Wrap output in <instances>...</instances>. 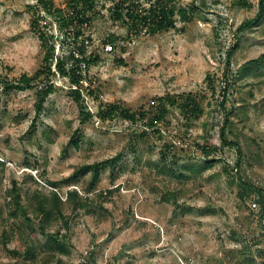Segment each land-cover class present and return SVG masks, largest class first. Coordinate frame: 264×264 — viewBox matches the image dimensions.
I'll return each instance as SVG.
<instances>
[{"label": "rangeland", "instance_id": "374dc122", "mask_svg": "<svg viewBox=\"0 0 264 264\" xmlns=\"http://www.w3.org/2000/svg\"><path fill=\"white\" fill-rule=\"evenodd\" d=\"M44 1L0 0V160L5 161L0 264H264L262 204L257 194L241 196L237 178L240 174L264 191V60L253 62L264 54V16L258 25L237 30L259 14L260 0H178V7H198L189 23L177 15L175 29L129 38L128 29L110 18L111 3L98 2L83 25L91 39L86 54L98 56L89 67L82 65L84 98L71 95L75 86L54 68L49 78H39L54 91L36 116L37 89L6 91L2 81L34 76L43 64L45 49L31 24L33 11L44 16L40 29L52 37L55 55L67 53L52 12L66 13L68 1L52 0L51 12ZM110 36L125 39L106 51ZM237 41L231 76L225 75L226 51ZM167 96L175 103H168L164 119L148 130L142 123L98 114L120 104L151 119L159 99ZM190 97L201 114L184 109ZM82 107L93 114L85 122ZM223 133L240 151L222 147ZM198 144L218 147L214 156L221 160L205 166L197 179L170 175L180 165L204 166L208 156ZM118 154L122 159L115 167L102 165L95 190L88 191L91 172L80 168ZM14 181L32 218L29 224L10 197ZM52 182L63 197L73 186L83 197L77 210L74 202L65 207L72 221L68 231L61 229L64 254L43 248L47 233L60 222L41 233L29 206L36 204V190L50 194ZM110 189L113 193L106 195ZM177 189L180 207L161 200ZM100 192L106 197H98ZM28 245L37 246L31 259L14 254H23Z\"/></svg>", "mask_w": 264, "mask_h": 264}, {"label": "trees", "instance_id": "16d2710c", "mask_svg": "<svg viewBox=\"0 0 264 264\" xmlns=\"http://www.w3.org/2000/svg\"><path fill=\"white\" fill-rule=\"evenodd\" d=\"M43 2V0H41ZM67 4L71 9H68L66 13L58 10H54L55 5L54 1L46 0L44 1V9L46 11H53L55 15H57V22L59 23V27L63 31V40L68 47V51L63 56H56L54 44L52 42V37L47 34L46 31L41 30V22L44 20V16L40 15L39 11H33V18L31 24L34 25V28H38L39 31V39L42 41V46L45 49V54L43 58V64L38 69L34 76H30L28 74H23L16 82H10L9 80H3L2 82L5 84V90L9 91L11 89H37L39 94V100L35 104L36 116L40 115L44 110V104L46 103L47 98L50 94L53 93L54 88L49 82H41L42 79L40 77L49 78L51 74H53V69L55 71L61 73L63 76L68 77L71 80L72 88L71 95H73L78 101L84 98L81 92V84H82V65L85 64V68L89 67L91 63H93L98 56L95 55V59H92V56H87V47L91 42L90 36H87L83 29V25L85 21H90L91 17L87 16L89 10L95 9L100 1L103 2V6L106 5L107 2L111 3L110 6V18L128 29L127 38L132 35H140L142 32H146L147 34L154 36L161 32L168 31L171 29H175L177 27V20L175 16L179 15L180 19L185 23H189L193 19L194 10L197 9V6H193L192 8H184L178 7V0H145L144 4L140 3V0H67ZM41 2V3H42ZM261 11L259 14L251 19L246 20L242 25L237 29L239 32L244 31L247 28H251L259 24V22L263 19L264 16V0H260ZM148 5V6H147ZM53 9V10H52ZM37 10V9H36ZM39 12V13H37ZM185 28H181L180 31H184ZM124 37L121 36H110L108 38V43L112 45V48L116 49L118 45V40H123ZM54 40V39H53ZM107 43V44H108ZM239 42H235L231 45L226 51V62L228 70L225 72V75H229L232 73V68L230 64L232 62V57L236 50L239 47ZM264 60V54H262L257 60H253V62H260ZM55 65L53 66V64ZM231 76V75H229ZM174 104L175 101L172 100L171 97H161L159 99L158 104V112L157 115L152 117L151 119H147V112L141 111L136 112L127 108L120 104H110L105 108H101L98 111L100 117H112L119 116L124 120H129L132 123H142L146 130L150 128L157 127L158 123L164 119L167 114V104ZM224 105V104H222ZM184 109L188 113L193 114H201L202 110L199 104L192 97L188 98V100L183 105ZM82 114V122L87 121L93 114L90 111H86L83 107L81 110ZM35 125V121H33V126ZM145 135V132L143 134ZM222 147H236L240 151V147L238 143L235 141H229L225 138L224 133L222 134ZM78 145V142H75ZM198 147L201 149L202 153L208 156V160L204 163V166H195V165H180L177 168L172 169L169 174L172 176H176L182 181H187L189 179H197L204 172L205 166L214 164L221 160L220 158L214 156V151L218 149V147H212L208 145H200ZM123 155L118 154L115 158L107 159L102 162H96L92 164L84 165L80 168L79 172H91L90 182L88 184V191L95 190V182L100 177V172L102 169V165L105 163L111 166H116V164L122 159ZM212 157V158H209ZM163 162L167 163L168 158L166 154H162ZM240 163L237 160L235 166L239 167ZM5 161L0 160V168H4ZM160 171L164 172L163 168L159 167ZM237 178L239 179V185L241 190V196H244V193L247 194H257V201L262 204L263 213H264V191L258 186L254 185L252 182L245 180L240 174H238ZM52 191L50 194H45L41 190H36L34 193V199H36V204L32 205L29 203V206L32 208V214L35 218L39 219V224L37 225L38 230L45 234L46 230L52 228L57 222H60L59 226L51 230L47 233L48 240L43 244V248L48 250H52L53 252L58 253H67L68 248L67 244L64 242L65 236L61 234L62 227H65L68 231L70 229V223L72 218L66 214L65 207L67 204H71L74 202L72 209L75 211L79 208L82 203L83 197L77 186H73L69 188L66 192V197H63L60 191L54 186L56 183L52 182ZM181 189L177 190H169L166 191L161 200L163 202H173L180 207L178 203V199L180 197ZM113 193V190L110 189L106 192V195ZM105 193L100 192L98 197H106L103 196ZM10 197L15 205L16 213H19L24 217L27 224L32 221V218L29 216L28 210H26L24 204H22L23 197L21 196L20 189L17 187V182L14 181V185L10 191ZM94 208V207H93ZM93 208H91L93 210ZM31 211V210H30ZM20 228V227H19ZM3 236L7 238L6 232L4 231ZM4 239L3 243H6ZM37 246L28 245L24 250V253L21 254L20 251H15L14 254L17 256H24L25 259H31L35 256V251ZM25 263V262H24ZM26 264V263H25Z\"/></svg>", "mask_w": 264, "mask_h": 264}, {"label": "built area", "instance_id": "2783aa9c", "mask_svg": "<svg viewBox=\"0 0 264 264\" xmlns=\"http://www.w3.org/2000/svg\"><path fill=\"white\" fill-rule=\"evenodd\" d=\"M108 47H109V48H108ZM106 48H107V50H106V51L113 50V48H112V45H110V44L106 45ZM82 81H83V80H82Z\"/></svg>", "mask_w": 264, "mask_h": 264}]
</instances>
